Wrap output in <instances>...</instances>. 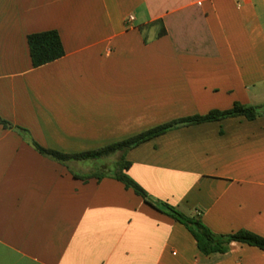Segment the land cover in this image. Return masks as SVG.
I'll use <instances>...</instances> for the list:
<instances>
[{"label":"crops","instance_id":"obj_1","mask_svg":"<svg viewBox=\"0 0 264 264\" xmlns=\"http://www.w3.org/2000/svg\"><path fill=\"white\" fill-rule=\"evenodd\" d=\"M49 31L65 55L35 68L29 36ZM236 103L264 109V0H0V117L27 131L0 125V264H264L238 242L203 254L114 178L125 158L153 201L264 238V114L98 160L33 145L86 153Z\"/></svg>","mask_w":264,"mask_h":264},{"label":"trees","instance_id":"obj_2","mask_svg":"<svg viewBox=\"0 0 264 264\" xmlns=\"http://www.w3.org/2000/svg\"><path fill=\"white\" fill-rule=\"evenodd\" d=\"M163 35H165L164 30L160 32L159 36ZM28 40L31 59L35 68L59 60L65 55L61 37L56 31L32 34L29 36ZM262 114H264V109L262 108L245 106L240 103H236L233 109L229 111H213L205 116H194L180 119L143 132L135 137L110 145L108 147L75 155H66L57 151L48 150L35 142H33V145L42 155L50 157L60 163H66L70 160H98L105 157H110L119 152L126 154L130 150L144 144L145 142H148L180 127L238 117H244L249 121H253ZM0 125L5 129L17 130L24 134L27 132L21 128L15 127L1 117ZM130 167L131 163L126 161L125 158H122L115 169L114 178L121 182L127 190H133L134 193L140 196L147 205L159 211L160 213L167 215L174 221L184 225L196 239L198 248L203 254L211 255L214 253H225L228 250L229 245L234 242L255 246L264 250V238L261 236L247 231H240L227 236L216 235L207 226H205L200 219L188 216L168 203L153 201L149 194L127 174ZM93 177L101 179L103 175H95Z\"/></svg>","mask_w":264,"mask_h":264},{"label":"built area","instance_id":"obj_3","mask_svg":"<svg viewBox=\"0 0 264 264\" xmlns=\"http://www.w3.org/2000/svg\"><path fill=\"white\" fill-rule=\"evenodd\" d=\"M134 20H135V18L131 16V17H129L128 22H129V23H132Z\"/></svg>","mask_w":264,"mask_h":264}]
</instances>
